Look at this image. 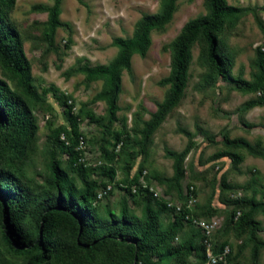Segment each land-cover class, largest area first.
<instances>
[{
  "label": "rangeland",
  "instance_id": "374dc122",
  "mask_svg": "<svg viewBox=\"0 0 264 264\" xmlns=\"http://www.w3.org/2000/svg\"><path fill=\"white\" fill-rule=\"evenodd\" d=\"M53 1L15 0L14 8L8 14L30 67L29 93L21 91L16 80L1 67L0 81L26 101L37 132L25 147H15L12 140L5 142L0 139V166L14 172L33 193L44 196L48 191V163L54 155L79 186L77 176L67 166V157L54 147L51 140L52 131L56 128L69 131L67 106L70 105L72 115L78 117L79 132L85 137L81 147L84 163L96 168L88 179L96 181L99 187L107 183L108 178L101 175L99 168L105 165L106 154L120 151V146L115 147L116 135L128 131L130 140L122 153L133 156V172L146 170L152 178L150 183L158 186L167 198L179 203L182 196L177 197L176 190L169 187L173 176L170 154L181 153L192 142L193 147L184 162L186 175L180 181L181 193L189 183H194L198 216L219 222L214 235L216 246L226 242L233 251L236 264H250L252 244L247 236H241L233 229L231 214L247 210L246 207L239 209L233 203L234 198L252 197L256 204H260L254 213L258 222L256 237L264 241V100L260 94L241 93L237 89V81L252 80L256 64L260 61L258 50H264V0H226L228 5L244 11L234 28L223 26L217 33L219 54L231 66L229 77L214 76L206 62L202 43H194L190 48L191 59L183 97L147 143L141 142L139 131L168 92L169 85L165 81L171 69L170 45L188 21L206 16L205 0H179L172 19L163 28L151 32L146 54L132 55L128 68L121 71L116 122L108 129L104 128L106 106L95 101L102 83L86 85L77 68L112 62L117 53L113 40L131 38L142 17L160 12L161 2L62 0L61 25L53 42L47 43L42 39L47 12L37 8H49ZM60 95L70 98L67 105ZM253 100H261L262 103L255 108H247V102ZM234 140L247 141L257 154L252 156L240 148L231 150ZM229 150L243 155L244 161L233 165L229 157L218 155ZM123 157L121 155L112 165L116 170L115 184L112 183L111 194L96 207V214L100 217H104L106 210L118 214L123 202L132 215L140 216V204L135 203L122 187L126 178ZM223 181L231 190L225 189ZM171 220L173 216L170 215L161 217L164 227ZM184 239L200 245L201 230L189 225L175 241ZM106 252L92 264H115L116 258H109ZM74 255L72 261L63 264H80L79 251ZM198 261L195 253L186 260V264H197ZM22 263L21 258L6 250L0 238V264ZM159 264L181 263L169 260ZM258 264H264V249L259 253Z\"/></svg>",
  "mask_w": 264,
  "mask_h": 264
},
{
  "label": "trees",
  "instance_id": "16d2710c",
  "mask_svg": "<svg viewBox=\"0 0 264 264\" xmlns=\"http://www.w3.org/2000/svg\"><path fill=\"white\" fill-rule=\"evenodd\" d=\"M14 1L0 0V67L16 80L21 91L28 94L30 67L24 56L19 35L8 19V14L14 8ZM61 1L54 0L49 8L42 6L37 8L47 12V21L42 32V39L47 43L53 42L56 30L61 25L59 21ZM178 1L160 0V12L142 17L131 38L114 39L113 46L117 53L108 65L77 68V72L83 75L86 85L98 81L102 83L95 101L103 102L106 106L105 129L116 122L121 71L128 68L132 55L146 54L151 32L163 28L172 19ZM205 6L206 16L188 21L170 45L171 69L165 81L169 89L150 119L142 123L139 131L142 143L150 140L167 115L179 105L186 85L191 59L190 48L194 43L198 41L202 43L206 62L214 76L229 77L231 66L224 56L219 54L217 33L223 26L234 28L244 11L228 5L226 0H205ZM258 55L260 61L256 64V73L252 80L237 81V89L244 94H260L264 100V50H258ZM60 96L67 105L70 98L67 95ZM261 103V100L249 101L246 107L255 108ZM67 107L70 129L67 131L61 127L56 128L52 131L51 140L54 147L67 157V166L77 176L79 186L54 155H51L48 163V191L44 196L33 193L14 172L0 166V238L6 250L21 258L22 264H63L74 259L75 251H79L81 255L80 264H92L106 251L109 258H116L115 264L125 262L159 264L169 260L186 264V260L195 253L200 260L197 264H204L207 257L202 234V241L198 246L191 239L175 241L179 234L191 225L185 221L186 215H191L196 220L201 219L196 212L198 200L193 208L187 209L186 197L184 191L181 193L180 186V181L186 175L184 167L186 155L191 151L193 143L190 142L181 153L170 154L173 159V176L172 185L169 187L176 190L177 197L182 196L180 202L184 207L181 211H176L174 207H167L165 201L153 197L148 188L139 184V179L146 170L134 173L133 156L122 153V149L124 150L130 140L128 131L116 135L115 147L120 146V151L116 154H106V163L99 168L101 175L108 178L107 183L99 187L96 181L88 179L96 168L86 166L84 163L83 150L79 147H82L85 137L79 132L78 117L71 113L72 106ZM36 130L35 120L26 101L0 81V139L5 142L12 140L15 147L18 145L25 147L34 139ZM122 136L124 137L120 138ZM232 144L234 148L231 150L240 148L247 150L252 156L257 154L245 140H234ZM121 155L124 156L123 160L126 163L124 167L126 178L122 182L126 186L124 190L134 198L135 203L140 204V216L132 215L126 202H123L118 214L106 210L104 217H100L96 214V207L101 201L96 199V195L108 185L115 184L113 181L116 170L112 165ZM218 155L229 157L233 165H238L245 159L243 155L230 150ZM151 179L148 173L144 176V181L148 185ZM223 185L225 189L231 190L229 184L224 181ZM132 186L136 188L134 193L131 191ZM190 186L193 187L192 194L197 199L194 183H189L187 187ZM244 189L246 190V187ZM246 199H233V203L239 209L246 207L247 210L233 211L231 223L233 229L241 236H247L252 244L250 264H258L259 253L264 249V241L256 237L258 222L254 218V213L260 204H256L252 197ZM165 214L173 216V220L168 221L164 227L161 217ZM215 233L216 231L211 240L213 254L228 247L227 263L236 264L233 251L226 242L216 246Z\"/></svg>",
  "mask_w": 264,
  "mask_h": 264
},
{
  "label": "built area",
  "instance_id": "2783aa9c",
  "mask_svg": "<svg viewBox=\"0 0 264 264\" xmlns=\"http://www.w3.org/2000/svg\"><path fill=\"white\" fill-rule=\"evenodd\" d=\"M81 148V147H80ZM147 174L146 171H143L142 176L139 179V184L144 187L148 188L149 192L155 197L156 199H161L166 202L167 207H174L176 211H181L182 209V203H176L173 202L170 198H167L165 195H163V192L160 191L159 187L150 183L149 185L144 181V176ZM123 188H126V186L122 185ZM113 189L112 185H108L105 189L100 190L97 195L96 199L98 201H102L105 199L109 192ZM136 188L134 186L131 187L132 193H134ZM193 187H186L184 190V196L186 197V208L191 209L197 202V199L192 194ZM184 208V207H183ZM190 222L191 225L201 230V234L203 236V243L205 245L206 250V257L207 260L204 264H228L227 263V256L229 254V248L225 247L221 252L217 254H213L212 252V235L218 229L219 222L216 219H212L209 221H205L203 219H194L191 215H186L185 221Z\"/></svg>",
  "mask_w": 264,
  "mask_h": 264
}]
</instances>
